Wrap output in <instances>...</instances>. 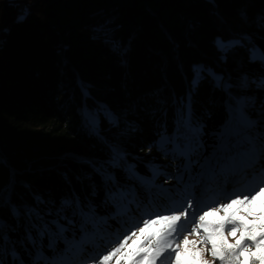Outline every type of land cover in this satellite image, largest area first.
<instances>
[{
  "label": "trees",
  "instance_id": "16d2710c",
  "mask_svg": "<svg viewBox=\"0 0 264 264\" xmlns=\"http://www.w3.org/2000/svg\"><path fill=\"white\" fill-rule=\"evenodd\" d=\"M23 1L29 10L18 22V4ZM213 3L0 0V161L5 162L0 184H8L14 173L13 199L32 203L25 190L29 185L47 198L59 199L69 191L65 174L75 177L89 171L84 162L107 160L111 145L118 144L125 158L114 175L134 191L139 206L132 203L127 216L109 218L103 226L107 234L152 206H167L169 196L180 201L184 185L198 177L199 165L219 155L215 133L227 119L224 94L204 82L192 93L203 147L192 157L191 168L185 171V159L153 146L165 127L169 133L173 130L177 98L189 91L192 65L232 70L231 62L226 66L217 59V36L250 33L264 47V0ZM98 26L123 47V56L114 53L108 40L97 38ZM82 82L90 95L82 94ZM85 104L107 105L119 123L104 122L102 131L94 132L82 116ZM71 186L81 196L87 191L86 184L75 179ZM112 211L101 207L99 214ZM0 215L11 221L7 208L0 209ZM22 236L21 229L17 238ZM57 248L62 250L64 242L57 241Z\"/></svg>",
  "mask_w": 264,
  "mask_h": 264
},
{
  "label": "snow or ice",
  "instance_id": "6c2138e0",
  "mask_svg": "<svg viewBox=\"0 0 264 264\" xmlns=\"http://www.w3.org/2000/svg\"><path fill=\"white\" fill-rule=\"evenodd\" d=\"M26 15L24 10L18 22ZM241 19L247 21L243 13ZM260 26L264 28V18ZM96 35L123 56V47L109 40L103 26L97 27ZM214 47L218 61L226 66L231 62L232 70L218 72L210 65H192L189 91L177 98L173 130L169 133L165 127L153 145L185 159L188 171L192 157L203 147V128L194 118L192 93L210 82L224 94L227 119L217 137L219 155L206 161L200 177L184 185L181 200L172 202L169 196L167 206H152L140 218H129L117 232L107 234L103 226L109 218L127 216L132 203L139 206L134 191L114 175L113 169L125 158L118 144L111 145L107 160L84 162L89 171L75 177L65 174L69 191L59 199L47 198L29 185L25 190L32 203H17L12 173L8 184H0V209L7 208L11 217L9 221L0 215V264H264V47L250 33L217 36ZM82 84V94L90 95L88 85ZM82 116L94 132L102 131L104 122L119 123V116L107 105L89 108L85 104ZM220 159L225 163L220 164ZM4 163L0 161V166ZM219 175L241 180L233 181L231 192L218 182L214 190L206 188L212 191L210 200L196 197L195 188L205 177L216 181ZM73 179L86 184L83 196L71 186ZM101 207L114 211L102 216ZM21 229L23 236L17 238ZM57 241L64 242L62 250ZM208 255L211 260L206 259Z\"/></svg>",
  "mask_w": 264,
  "mask_h": 264
},
{
  "label": "rangeland",
  "instance_id": "374dc122",
  "mask_svg": "<svg viewBox=\"0 0 264 264\" xmlns=\"http://www.w3.org/2000/svg\"><path fill=\"white\" fill-rule=\"evenodd\" d=\"M29 5L26 2H19L18 4V16L21 15V13L24 10H29ZM216 137H218L220 135V133H215ZM236 150H240V149H236ZM208 161V160H207ZM206 161L204 160L200 165H199V169H198V177L201 176L202 173V168L204 167ZM241 180V177L238 176H232V175H219L216 179V181H210L207 177H205L200 183L199 186L195 188V195L196 197H198L201 201L204 200H210L212 198V191H205V189H215V187L217 186V182L219 183V185H221L224 188H227V190L229 192L232 191L234 184L233 181H239ZM159 189L162 190H166L167 193V189L165 187H162L161 185L159 186ZM164 193V192H163ZM174 200H172L173 202ZM220 202H225L223 200H221ZM170 203V201H168V204ZM185 206H186V202H185ZM193 206L194 208L196 207V201L193 200ZM215 206V205H213ZM190 239H195L196 237H189ZM206 259L211 260V256L208 255L206 256Z\"/></svg>",
  "mask_w": 264,
  "mask_h": 264
}]
</instances>
